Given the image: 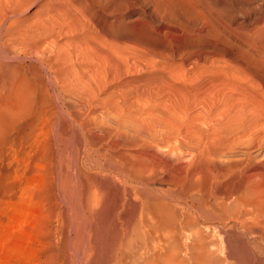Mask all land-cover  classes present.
Instances as JSON below:
<instances>
[{
	"label": "rangeland",
	"instance_id": "obj_1",
	"mask_svg": "<svg viewBox=\"0 0 264 264\" xmlns=\"http://www.w3.org/2000/svg\"><path fill=\"white\" fill-rule=\"evenodd\" d=\"M263 199L264 0H0V264H264Z\"/></svg>",
	"mask_w": 264,
	"mask_h": 264
},
{
	"label": "bare ground",
	"instance_id": "obj_2",
	"mask_svg": "<svg viewBox=\"0 0 264 264\" xmlns=\"http://www.w3.org/2000/svg\"><path fill=\"white\" fill-rule=\"evenodd\" d=\"M125 155H126V154H125ZM130 156H131V155H130ZM135 156H136V158H137L138 155L135 154ZM138 157H141V156H138ZM142 157H143V156H142ZM146 157L148 158V156H146ZM149 159H150V158H149ZM136 160H137V159H136ZM135 162H136V161H135ZM137 162H138V161H137ZM149 162H150V161H149ZM125 163H126V162H125ZM128 163H129V162H128ZM132 163H133V162H132ZM147 163H148V162H147ZM150 163H151V162H150ZM137 164H139L140 166L142 165V163L140 164V162L137 163ZM137 164H136V165H137ZM129 165H130V163L128 164V166H129ZM136 165H134L133 168H137ZM147 165L149 166L150 164L148 163ZM128 166H127V167H128ZM132 166H133V165H132ZM142 166H143V165H142ZM142 166L140 167L141 169H142ZM129 168L133 169L131 166H130ZM141 169L138 170V171H136V174H135V172H134V174H132V175H134V176L136 175L137 178L140 177V176H141L140 173L143 172V171L141 172ZM126 172H127V170H126ZM144 172H145V170H144ZM144 172H143V173H144ZM127 173H128V172H127ZM138 174H139V175H138ZM146 178L148 179V177H146ZM137 180H138V179H137ZM141 181H143V180H141ZM143 183H148V182L145 181V182H143ZM149 184H150V183H149ZM245 195H246V194H245ZM155 198H156V197H155ZM161 199H162V198H161ZM147 200H148V199H147ZM245 200H246V199H245ZM263 200H264V199H263ZM151 201H152V200H151ZM261 201H262V200H261ZM162 202H164V200H163ZM159 203H160V202H159ZM241 203H242V202H241ZM153 204H154V203H153ZM157 204H158V202H157ZM165 204H166V203H165ZM142 205H143V204H142ZM144 205H145V204H144ZM144 205H143V206H144ZM146 205H147V204H146ZM151 205H152V204H151ZM143 206H142V207H143ZM155 206H156V205H155ZM155 208H157V207H154V209H155ZM152 209H153V208H152ZM157 209H158V208H157ZM159 209H161V208H159ZM142 210H143V208H142ZM144 210H145V211H148V210L150 211L149 207H147V210H146V207H145ZM164 210H165V209H164ZM157 211H158V210H155V212H157ZM143 212H144V211H143ZM151 212H152V211H151ZM151 212L149 213L150 215L153 214V213L151 214ZM158 212H159V214H160V213H161V210L158 211ZM168 212H169V211H168ZM147 213H148V212H145V214H147ZM162 213H163V210H162ZM154 214H155V213H154ZM154 214H153V216H154V218H156V223H155V227H156V225H157V219L159 218V216H158V218H157V217H155L156 215H154ZM164 214H165V213H164ZM143 215H144V214H143ZM160 215H162V214H160ZM141 216H142V214H141ZM146 216H147V215H146ZM146 216H145V218H146ZM153 216H152L151 218H153ZM142 217H143V216H142ZM148 217H149V216H147V219L150 218V217H149V218H148ZM172 217H173V216H172ZM162 218H163V217H162ZM165 218H166V216H165ZM165 218H164V219H165ZM173 218H174V217H173ZM160 219H161V218H160ZM166 219H168V218H166ZM175 219H176V217H175ZM142 220H143V218H142ZM145 220H146V219H145ZM162 221H163V220H162ZM169 221H170V220H169ZM143 222H145V226H146V225H147V226H150V225L152 226V225L154 224V223H152V222H155V221H152V220L150 219L149 222L152 223V224H150V225L147 223L148 221H144V220H143ZM158 222H159V221H158ZM160 222H161V220H160ZM140 223H141V222H140ZM165 223H167V222H165ZM190 223H191V222H190ZM137 224H138V225H135V224H134V225H135V230H136V231H134L135 233L138 231V229H136L137 227H138V228H141V227L139 226V223H137ZM159 224H161V223H159ZM193 224H194V223H193ZM142 225H143V224H142ZM189 225H190V224H189ZM132 226H133V225H132ZM132 226H131V227H132ZM136 226H137V227H136ZM147 226H146V227H147ZM151 226H150V227H151ZM160 226H161V225H160ZM152 227H154V226H152ZM155 227H154V228H149V229H153V230H154ZM132 228H133V227H132ZM132 228H131V229H132ZM157 228H158V226H157ZM162 228H163V226H162ZM177 228H178V227H177ZM183 228H184V227H183ZM133 229H134V228H133ZM145 229H146V228H145ZM158 229H159V228H158ZM178 229H179V228H178ZM184 229H185V228H184ZM204 229H205V227H204ZM142 230H143V228H141V232H142ZM162 230H163V229H162ZM170 230H171V229H170ZM170 230H169V231H170ZM199 230H200V229H199ZM210 230H211V229H210ZM131 231L133 232V230H131ZM145 231H148V227H147V229H146ZM158 231H159V230H158ZM169 231H168V232H169ZM179 231H180V230H179ZM212 231H213V229H212ZM123 232H124V231H123ZM123 232H122V233H123ZM128 232H129V231H128ZM139 232H140V231H139ZM141 232H140V234H142ZM149 232H150V230H149ZM154 232H155V234H157V230H156V229H155V231H153V232H151V233H154ZM163 232H164V231H163ZM170 232H172V231H170ZM175 232H178V231H175ZM192 232H193V230H192ZM192 232H191V233H192ZM199 232H200V234H201L202 231H199ZM126 233H127V232H126ZM135 233H134V235H136ZM144 233H145V232H144ZM173 233H174V229H173ZM173 233H172L171 235H173ZM178 233H179V232H178ZM194 233H195V231H194ZM196 233H197V232H196ZM206 233H207V232H206ZM209 233H210V232H209ZM128 234H129V233H128ZM128 234H126V236H127ZM140 234L138 233L137 235L139 236ZM164 234H165V236H166V233H164ZM207 234H208V233H207ZM142 235H144V234H142ZM147 235L150 236L149 233H148ZM147 235H146V236H147ZM159 235H160V234H159ZM171 235H170V236H171ZM202 235H203V234H202ZM212 235H213V234H212ZM128 236H129V235H128ZM138 236H137V237H138ZM163 236H164V235H163ZM193 236H194V235H193ZM209 236H210V235H209ZM139 237L142 238L143 236H139ZM147 237H148V236H147ZM152 237H153V236H152ZM160 237H161V236H160ZM174 237H175V235L172 236V238H174ZM199 237H201V241H200V238H199ZM199 237H198V239H199L198 241L202 242V240H203L202 236L199 235ZM203 237H204V236H203ZM153 238H154V237H153ZM156 238H157V237H156ZM196 238H197V237H196ZM206 238H208L207 235H206ZM206 238L204 237V239H206ZM131 239H132V235H131ZM133 239H135V238H133ZM158 239H159V238H158ZM158 239H157V240H158ZM164 239H165V238H164ZM176 239H177V238H175V241L178 240V239H177V240H176ZM188 239H189V238H188ZM192 239H193V237H192ZM192 239H190V240L192 241ZM212 239H213V238H212ZM162 240H163V239H162ZM165 240H166V239H165ZM172 240H173V239H172ZM190 240H189V241H190ZM128 241H129V240H128ZM160 241H161V239H160ZM205 241H206V240H205ZM125 242H127V241H125ZM154 242H155V241H154ZM177 242H178V241H177ZM195 242H196V241H195ZM203 242H204V241H203ZM203 242H202V244H204ZM207 242H208V241H207ZM123 243H124V242H123ZM129 243H130V242H129ZM133 243H134V242H133ZM139 243H140V242H139ZM172 243H173V242H172ZM192 243H193V241H192ZM192 243L189 242V244H192ZM173 244H174V243H173ZM199 244H201V243H198V242H197V245L195 244V245H196V248H197V246H198ZM202 244H201V245H202ZM212 244H214V242H213ZM195 245H192V247H194ZM129 246H130V245H129ZM129 246H128V247H129ZM163 246H164V244H163ZM168 246H169V245H168ZM171 246H172V245H171ZM186 246H187V244H186ZM213 246L215 247L216 245L214 244ZM154 247H155V246H154ZM169 247H170V246H169ZM199 247H201V246H199ZM204 247H207V246H204ZM214 247H213V248H214ZM155 248H156V247H155ZM181 248H182V247H181ZM202 248H203V246H202ZM213 248H210V249H213ZM161 249H162V248H161ZM172 249H174V247H172ZM188 249H189V248H188ZM197 249H198V248H197ZM197 249H196V250H197ZM204 249H205V248H204ZM215 249H216V248H215ZM153 250H154V249H153ZM158 250H159V249H158ZM170 250H171V249H170ZM201 250H202V249H201ZM201 250L199 249V251H198V250H197V251H198V252H201L202 254H204L202 251H205V250H202V251H201ZM146 251H147V250H146ZM133 252H134V251H133ZM135 252H136V251H135ZM206 252H207V251H206ZM211 252H212V251L210 250L209 253L207 252L206 254L209 255ZM131 253H132V252H131ZM136 253H137V252H136ZM166 253H167V252H166ZM190 253H192V252H190ZM190 253H189V254H190ZM212 253H214V252H212ZM134 254H135V253H134ZM156 254H157V253H156ZM173 254H174V252H173ZM187 254H188V253H187ZM192 254H194V252H193ZM214 254H215V253H214ZM136 255H137V254H136ZM171 255H172V253H171ZM171 255H170V257H171ZM198 255H200V253H199V254L197 253V256H196V257H199ZM207 255H205V256H207ZM211 255H213V254H211ZM211 255H210V256H211ZM120 256H121V255H120ZM125 256H126V255H125ZM125 256H124V257H125ZM133 256H134V255H133ZM167 256H168V255H167ZM190 256H191V255H190ZM193 256H195V254H194ZM214 256H215V255H214ZM156 257H159V256H156ZM168 257H169V256H168ZM191 257H192V256H191ZM133 258H134V257H133ZM161 258H162V257H161ZM178 258H179V257H178ZM207 258H208V256H207ZM207 258L204 257L203 259H201V257H200V259L203 260V261L199 260L198 258H197V260H199L200 263L203 264L204 259H206L205 262H207V260H209V259H207ZM221 258H222V257H221ZM126 259H127V258H126ZM166 259H167V257H166ZM166 259H165V260H166ZM168 259L171 260V261L173 260V258H171V259L168 258ZM168 259H167L166 262H169ZM194 259H195V258H193L192 260H194ZM210 259H211V257H210ZM123 260H124V259H123ZM221 260H222V259H221ZM126 261H127V260H126ZM147 261H148V260H147ZM180 261H181V260H180ZM209 262H210V260H209ZM209 262H208V263H209ZM150 263L152 264V262H150ZM176 263H177V262H176ZM197 263H198V262H197ZM200 263H199V264H200ZM208 263H207V264H208ZM210 263H211V262H210ZM133 264H135V263L133 262ZM136 264H137V263H136ZM148 264H149V263H148ZM153 264H154V263H153ZM173 264H174V263H173ZM178 264H179V263H178ZM195 264H196V263H195ZM205 264H206V263H205Z\"/></svg>",
	"mask_w": 264,
	"mask_h": 264
}]
</instances>
